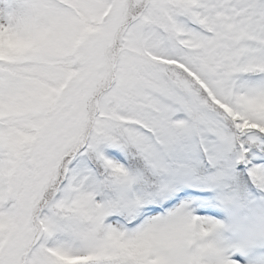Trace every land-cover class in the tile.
Instances as JSON below:
<instances>
[{"label":"snow or ice","instance_id":"snow-or-ice-1","mask_svg":"<svg viewBox=\"0 0 264 264\" xmlns=\"http://www.w3.org/2000/svg\"><path fill=\"white\" fill-rule=\"evenodd\" d=\"M0 264H264V0H0Z\"/></svg>","mask_w":264,"mask_h":264}]
</instances>
